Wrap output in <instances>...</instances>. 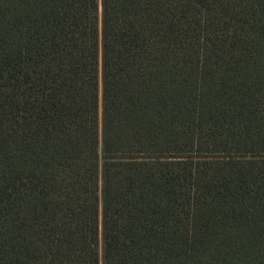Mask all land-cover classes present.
Masks as SVG:
<instances>
[{
	"label": "trees",
	"instance_id": "1",
	"mask_svg": "<svg viewBox=\"0 0 264 264\" xmlns=\"http://www.w3.org/2000/svg\"><path fill=\"white\" fill-rule=\"evenodd\" d=\"M0 264H264V0H0Z\"/></svg>",
	"mask_w": 264,
	"mask_h": 264
}]
</instances>
